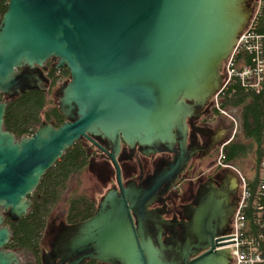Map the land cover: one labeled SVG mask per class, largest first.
Wrapping results in <instances>:
<instances>
[{
	"label": "water",
	"instance_id": "water-1",
	"mask_svg": "<svg viewBox=\"0 0 264 264\" xmlns=\"http://www.w3.org/2000/svg\"><path fill=\"white\" fill-rule=\"evenodd\" d=\"M253 1L8 0L0 22V207L12 220L25 216L43 174L76 141L106 138L118 146L122 139L173 160L148 189L109 190L90 218L60 227L53 243L72 257L65 264H231L229 248L217 247L236 208L230 189L207 195L181 238L164 237L166 221L148 206L193 155L187 121L223 89V64ZM48 60L69 71L52 93L65 120L42 121L16 138L3 128L6 106L22 93L46 91ZM53 228L48 220L43 238ZM10 237L1 226L0 264H24L21 253L2 248Z\"/></svg>",
	"mask_w": 264,
	"mask_h": 264
},
{
	"label": "flooded vegetation",
	"instance_id": "flooded-vegetation-1",
	"mask_svg": "<svg viewBox=\"0 0 264 264\" xmlns=\"http://www.w3.org/2000/svg\"><path fill=\"white\" fill-rule=\"evenodd\" d=\"M54 64L55 61L48 60L42 67L49 79L47 89L44 91L49 93V96L53 90H56L59 81L63 78L67 79L69 73L66 67L57 70L62 78L56 81L54 87L51 86L50 75L54 73ZM52 102L56 105L54 101ZM229 114L234 119L221 114L216 108V100L211 98L202 109L200 116L187 121L186 149L194 150V153L183 170L168 183L160 186L157 195L161 196H155L152 199L153 203L148 206L149 210H156L160 213L158 216L166 221L165 225L160 226L164 237H171L174 233L177 238H181L186 229L191 226L193 215L202 206L204 198L207 195H213L214 192L230 189L229 202L237 206L241 194V179L243 176L248 177L245 168H252L254 172L256 171V159L253 153L249 157L218 162L220 147L224 146L225 149L228 144L238 140L242 135V125L237 124L238 119L232 111ZM228 135H230V141L220 145L221 140ZM78 141L85 154V163L73 176L68 189L62 194L63 197L54 204L49 213L48 220L53 223L54 228L51 234L42 238L39 252L40 264H42L43 255H45L46 264H65L72 259L71 256H66L61 249L54 246L55 234L58 233L60 227L90 218L96 211L101 197L109 190H115L120 194L122 190L130 188L148 189L153 183V178L161 174L168 163L173 160L172 153L156 152L146 155L137 145L130 146L122 139L119 140L118 146L116 140L106 138L91 137ZM74 201L80 203L81 210L88 209L86 215L81 216L80 214L81 217L72 215L71 204ZM0 216L2 217L0 227L7 225L11 234L2 248L21 253L24 259L26 252L19 250L17 243H11L13 223L22 217L12 220L2 207H0ZM232 218L233 214L228 223L229 228H231ZM30 261L31 259L24 261V264ZM88 262L101 264L94 260H87L83 264Z\"/></svg>",
	"mask_w": 264,
	"mask_h": 264
},
{
	"label": "trees",
	"instance_id": "trees-1",
	"mask_svg": "<svg viewBox=\"0 0 264 264\" xmlns=\"http://www.w3.org/2000/svg\"><path fill=\"white\" fill-rule=\"evenodd\" d=\"M7 3L8 0H0V22L7 9ZM255 28L262 37V57L264 59V0L262 14ZM245 58L250 60V56L247 54ZM50 77L52 78L51 86L54 87L62 75L55 69ZM260 87L258 92H255L246 90L238 82H231L219 94L222 108L240 109V125H242L243 139L232 141L225 147V160L232 161L237 158L249 157L253 153L256 159V170L259 169L260 162L264 157L261 145L264 129V78ZM48 95L49 93L35 89L20 94L6 106L3 128L19 138L23 135L34 134L42 121L53 126L61 124L65 118L58 111L57 106L48 99ZM3 99V95L0 94V101ZM85 159L80 141H76L43 174L39 185L29 196L32 206L28 213L13 223L11 243H17L19 250L26 252L31 259L28 264H40V244L49 213L54 204L63 197L62 194L68 189V184L73 176L83 167ZM250 181L255 185V178ZM87 210V208L81 210L78 201L71 204L74 217H78L80 214H82L81 216L86 215ZM85 264H93V262Z\"/></svg>",
	"mask_w": 264,
	"mask_h": 264
},
{
	"label": "built area",
	"instance_id": "built-area-1",
	"mask_svg": "<svg viewBox=\"0 0 264 264\" xmlns=\"http://www.w3.org/2000/svg\"><path fill=\"white\" fill-rule=\"evenodd\" d=\"M262 6L263 0L253 1V14L249 24L241 32L234 49L223 64L224 87L231 82H238L246 90L258 92L261 88L264 78L262 37L255 27L262 14ZM246 54L250 56V60L245 58ZM219 94L213 97L217 110L234 119L228 109L222 108ZM261 145L264 150V129ZM224 150V146H221L219 163L225 162ZM255 176V185L248 177H242L241 194L233 214L230 233L221 236L218 242L217 247L229 248L231 264H264V157Z\"/></svg>",
	"mask_w": 264,
	"mask_h": 264
},
{
	"label": "rangeland",
	"instance_id": "rangeland-1",
	"mask_svg": "<svg viewBox=\"0 0 264 264\" xmlns=\"http://www.w3.org/2000/svg\"><path fill=\"white\" fill-rule=\"evenodd\" d=\"M67 79H68V77H67ZM66 79V80H67ZM66 80H64V78H63V80L62 81H59V83H61V82H64V81H66ZM53 92H54V90H53ZM52 92V93H53ZM48 99H50L51 101H54V103H55V99H54V96H53V94H51L50 96L48 95ZM54 99V100H53ZM233 111H234V113H235V115H238V113L240 112V109L239 108H234L233 109ZM241 139H243V137H242V135L241 136H239V138H238V140H241ZM247 164V166H249V164L248 163H246ZM245 170L247 171V173L248 174H253V170H252V168H245ZM256 170V169H255ZM257 171V170H256ZM26 255V254H25ZM30 257L28 256V255H26L25 257H24V259H23V256H22V259H23V261H29L30 259H29Z\"/></svg>",
	"mask_w": 264,
	"mask_h": 264
},
{
	"label": "crops",
	"instance_id": "crops-1",
	"mask_svg": "<svg viewBox=\"0 0 264 264\" xmlns=\"http://www.w3.org/2000/svg\"><path fill=\"white\" fill-rule=\"evenodd\" d=\"M229 111H232V113H234V111H233V109H228ZM234 115H235V113H234ZM235 117L238 119V123L237 124H239L240 125V122H241V115H240V112L238 113V115H235ZM255 172H253V174H248V178H249V180H254V178H255V174H254Z\"/></svg>",
	"mask_w": 264,
	"mask_h": 264
}]
</instances>
